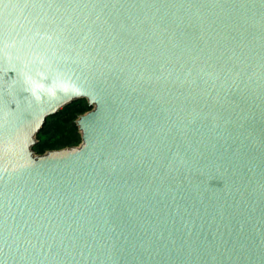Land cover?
Segmentation results:
<instances>
[{
	"label": "water",
	"instance_id": "water-1",
	"mask_svg": "<svg viewBox=\"0 0 264 264\" xmlns=\"http://www.w3.org/2000/svg\"><path fill=\"white\" fill-rule=\"evenodd\" d=\"M0 264H264V0H0Z\"/></svg>",
	"mask_w": 264,
	"mask_h": 264
},
{
	"label": "trees",
	"instance_id": "trees-1",
	"mask_svg": "<svg viewBox=\"0 0 264 264\" xmlns=\"http://www.w3.org/2000/svg\"><path fill=\"white\" fill-rule=\"evenodd\" d=\"M90 107L86 101L76 100L63 107L58 113L48 117L37 134V143L33 151L42 154L48 150H56L76 146L81 142V135L76 126L77 116Z\"/></svg>",
	"mask_w": 264,
	"mask_h": 264
},
{
	"label": "flooded vegetation",
	"instance_id": "flooded-vegetation-1",
	"mask_svg": "<svg viewBox=\"0 0 264 264\" xmlns=\"http://www.w3.org/2000/svg\"><path fill=\"white\" fill-rule=\"evenodd\" d=\"M78 100H81V99H78ZM83 100H85L86 103H87V105H88V101H87L86 99H83ZM75 101H76V100H75ZM73 102H74V101H73ZM88 106H89V105H88ZM89 107H90V109H91V106H89ZM90 109H89V110H90ZM89 110H87V111H89ZM87 111H86V112H87ZM86 112H84V113H86ZM84 113H83V114H84ZM80 115H82V114H80ZM80 115H78L77 118H78ZM49 117H50V116H49ZM36 138H37V136H36Z\"/></svg>",
	"mask_w": 264,
	"mask_h": 264
}]
</instances>
